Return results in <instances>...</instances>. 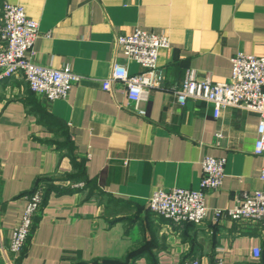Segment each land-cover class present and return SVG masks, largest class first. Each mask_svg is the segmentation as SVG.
Here are the masks:
<instances>
[{
    "label": "crops",
    "instance_id": "1",
    "mask_svg": "<svg viewBox=\"0 0 264 264\" xmlns=\"http://www.w3.org/2000/svg\"><path fill=\"white\" fill-rule=\"evenodd\" d=\"M38 22L27 56L81 75L65 97L46 100L23 77L0 80V264H264V228L240 231L228 217L180 226L148 207L156 189H197L205 156L225 159L209 210L264 191V156L253 152L258 115L237 107L217 117L204 100L183 105L174 91L188 70L226 81L231 56L264 55V0H0ZM168 36L158 55L159 86L138 107L121 83L104 90L113 62L129 72L118 35ZM43 198L23 248L10 250L27 196ZM260 248L254 257L252 249Z\"/></svg>",
    "mask_w": 264,
    "mask_h": 264
},
{
    "label": "built area",
    "instance_id": "2",
    "mask_svg": "<svg viewBox=\"0 0 264 264\" xmlns=\"http://www.w3.org/2000/svg\"><path fill=\"white\" fill-rule=\"evenodd\" d=\"M38 22L29 18L23 7L3 2L0 17V80L23 77L29 89L46 100L66 96L72 85L80 81L81 75L70 69L53 68L34 63L28 56L38 36ZM116 42L123 49L125 59L132 60L141 71L131 73L119 62H113L110 74L101 81L104 90L115 91V83H121L133 109L140 115L145 111L138 107L147 101L151 91L159 86L158 55L162 48L169 47L168 36L135 29L131 33L118 35ZM231 75L226 81L198 79L188 70L181 85L174 91L177 101L183 105L188 98L204 100L213 107L217 117L221 109L237 107L258 115L256 139L253 152L264 156V55L234 53L231 58ZM225 159L205 156L201 161V177L197 189L174 187L165 191L156 189L148 199V207L157 216L180 226L185 221L196 225L207 220L219 222L228 217L237 223L240 231L249 232L264 228V191L243 192L239 202L227 209L209 210L205 205V191L218 189L224 178ZM260 178L264 179V168ZM42 184L34 187L27 196V204L21 222L13 229L10 250L20 251L31 232L34 216L43 198ZM254 257L260 256V248L252 249ZM176 264H200L198 257L184 258ZM214 264H224L220 256Z\"/></svg>",
    "mask_w": 264,
    "mask_h": 264
},
{
    "label": "trees",
    "instance_id": "3",
    "mask_svg": "<svg viewBox=\"0 0 264 264\" xmlns=\"http://www.w3.org/2000/svg\"><path fill=\"white\" fill-rule=\"evenodd\" d=\"M42 182H43V180H39V181H37V182L35 183V187H36L37 185H39V184H43Z\"/></svg>",
    "mask_w": 264,
    "mask_h": 264
}]
</instances>
